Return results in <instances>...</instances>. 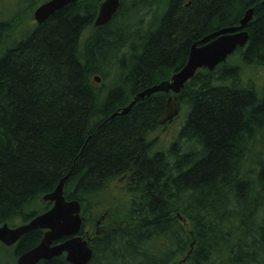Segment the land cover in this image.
Wrapping results in <instances>:
<instances>
[{"label": "trees", "instance_id": "trees-1", "mask_svg": "<svg viewBox=\"0 0 264 264\" xmlns=\"http://www.w3.org/2000/svg\"><path fill=\"white\" fill-rule=\"evenodd\" d=\"M103 1L76 0L23 31L18 13L0 12V226L46 211L33 206L69 174L63 195L80 204L83 235L109 185L126 178L128 208L107 211L88 264H264V92L241 75L264 66L263 0H120L96 28ZM250 8L248 42L232 55L240 65L203 69L178 96L153 94L109 119ZM169 96L184 123L168 149L154 151L149 137ZM40 240L39 230L24 235L12 260Z\"/></svg>", "mask_w": 264, "mask_h": 264}, {"label": "water", "instance_id": "water-1", "mask_svg": "<svg viewBox=\"0 0 264 264\" xmlns=\"http://www.w3.org/2000/svg\"><path fill=\"white\" fill-rule=\"evenodd\" d=\"M76 0H48L39 5L33 12V20L37 25L43 24L56 12L64 9ZM264 4V0L260 3ZM120 0H104L99 6L94 27L106 26L118 12ZM254 16V8L245 11L237 26L221 28L191 45L184 67L175 73L169 81L153 86L139 93L132 102L109 119L124 117L131 109L145 98L164 92L178 96L185 85L190 82L199 70L213 72L216 67L225 63L237 49H242L248 42L247 26ZM96 83L99 77H94ZM178 114V106L172 96H169L163 115L158 121L160 126L171 122ZM4 140L0 136V166L3 161ZM69 174L62 178L55 190L45 195L44 202L53 203L51 209L33 218L26 225L10 229L4 224L0 227V243L6 247L15 245L24 235L35 230H47L41 242L30 251L18 257L16 264H38L40 261H50L65 254L69 264H88L92 259V250L87 241L77 236L80 233L82 219L80 205L77 201H66L63 196L64 184ZM75 236L71 240L57 246L53 242L63 237Z\"/></svg>", "mask_w": 264, "mask_h": 264}, {"label": "rangeland", "instance_id": "rangeland-1", "mask_svg": "<svg viewBox=\"0 0 264 264\" xmlns=\"http://www.w3.org/2000/svg\"><path fill=\"white\" fill-rule=\"evenodd\" d=\"M33 0H2L0 2V12L5 19L8 17H13L18 13L17 22L22 23L19 28V31H23L26 29V26L29 27L34 25L35 22L33 20V12L34 10L43 3V1L48 0H36L34 4H32ZM143 13H145L143 11ZM25 20V24L23 23ZM149 18L146 17L145 21L148 22ZM13 38L7 37L3 39L4 46L3 47H11L19 37L18 33H14ZM2 47V48H3ZM229 65H237L239 63L238 57H229L227 60ZM243 74L242 80L244 83H251L256 89L260 92H264V66H242L241 67ZM185 114L184 112L176 116L170 123L159 127L152 135L149 137V140L155 144L154 151H165L168 149L171 142L175 141L178 131L184 123ZM123 178L113 182L109 185L108 190L104 194V197L100 200V206L97 210H95V219L99 220V217L102 213L110 212L111 208H116L120 212L127 210L128 202L130 197L127 195L125 190V180ZM44 202L42 200L37 201V203L33 206L35 210H39L40 207H43ZM108 211V212H107ZM94 220V223H96ZM21 224L20 221H16V225ZM183 224L186 225V222L183 221ZM188 229V227H186ZM86 231V230H85ZM87 231L90 234L95 232V226L93 228H87ZM178 261H183L180 258ZM0 264H16V261L12 260V251L11 248H3L0 245Z\"/></svg>", "mask_w": 264, "mask_h": 264}, {"label": "flooded vegetation", "instance_id": "flooded-vegetation-1", "mask_svg": "<svg viewBox=\"0 0 264 264\" xmlns=\"http://www.w3.org/2000/svg\"><path fill=\"white\" fill-rule=\"evenodd\" d=\"M239 21H240V20H239ZM238 24H239V22H238ZM238 24H237V25H238ZM237 25H236V26H237ZM248 26H249V25H248ZM248 26H247V27H248ZM246 29H247V28H246ZM122 180H125V181H126V178H123ZM45 204H49V208H48L46 211H48L49 209H51L52 206H53V203H50V202H45ZM46 211H44V212H46ZM44 212H42V213H44ZM80 214H81V213H80ZM106 215H107V213H104V214L101 215L100 220H98V222L95 223V232H93V234H91V235H90V232H88L86 228H85L86 231L83 230V233H84V234L81 235L82 226H83V223H82L80 233H79L77 236H79V237L83 238V240L87 241L88 246H89V242L91 241V239H92L94 236H96L97 233L99 234V231L97 232V229L99 228L98 226H99V224L102 223L103 220H105ZM22 225H23V224H22ZM16 227H17V226H16ZM14 228H15V227H14ZM39 231H41V240H42V238H43V236H44V234L46 233L47 230H39ZM92 235H93V236H92ZM74 237H75V236L63 237V238H61L60 240L53 242L51 246L61 245V244L65 243V242L71 240V239L74 238ZM41 240H40V242H41ZM19 241H20V240H19ZM19 241H18V242H19ZM18 242H17L15 245L10 246V247H6V246H4V245L1 244V243H0V244L3 245V246L6 247V248H14V247L18 244ZM40 242H39V243H40ZM89 248H90V247H89ZM90 249H91V248H90ZM19 257H20V256H19ZM60 257H63L64 260H65V254H63V255L60 256ZM16 261H17V259H16ZM65 261H66V260H65Z\"/></svg>", "mask_w": 264, "mask_h": 264}, {"label": "bare ground", "instance_id": "bare-ground-1", "mask_svg": "<svg viewBox=\"0 0 264 264\" xmlns=\"http://www.w3.org/2000/svg\"><path fill=\"white\" fill-rule=\"evenodd\" d=\"M145 91V90H144ZM142 93V92H141ZM178 113H179V108H178ZM179 114H177V116H178ZM158 126H159V124H158Z\"/></svg>", "mask_w": 264, "mask_h": 264}]
</instances>
